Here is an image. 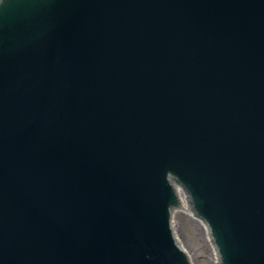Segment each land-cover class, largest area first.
Returning <instances> with one entry per match:
<instances>
[{
	"label": "water",
	"instance_id": "obj_1",
	"mask_svg": "<svg viewBox=\"0 0 264 264\" xmlns=\"http://www.w3.org/2000/svg\"><path fill=\"white\" fill-rule=\"evenodd\" d=\"M169 177L264 264V0H0V264H191Z\"/></svg>",
	"mask_w": 264,
	"mask_h": 264
},
{
	"label": "rangeland",
	"instance_id": "obj_2",
	"mask_svg": "<svg viewBox=\"0 0 264 264\" xmlns=\"http://www.w3.org/2000/svg\"><path fill=\"white\" fill-rule=\"evenodd\" d=\"M192 209V208H191ZM193 210V209H192ZM176 236L193 264H219L199 220L182 210L173 212ZM213 244V241L211 239Z\"/></svg>",
	"mask_w": 264,
	"mask_h": 264
},
{
	"label": "bare ground",
	"instance_id": "obj_3",
	"mask_svg": "<svg viewBox=\"0 0 264 264\" xmlns=\"http://www.w3.org/2000/svg\"><path fill=\"white\" fill-rule=\"evenodd\" d=\"M180 210L184 211L185 213H189L191 216L193 215L192 211L189 210L188 208H182V209H180ZM180 210H179V211H180ZM197 220H198V219H197ZM199 222H200L201 226L203 227V229H204V231H205L206 237H207V239L209 240V242H210V244H211V247L213 248V254L215 255V258L218 259V255H217V253H216V251H215V248H214L213 244H212L211 241H210V236H209V230H208V227L206 226V224H205L204 222H202V221H199Z\"/></svg>",
	"mask_w": 264,
	"mask_h": 264
}]
</instances>
